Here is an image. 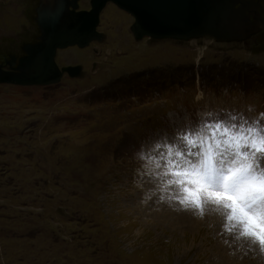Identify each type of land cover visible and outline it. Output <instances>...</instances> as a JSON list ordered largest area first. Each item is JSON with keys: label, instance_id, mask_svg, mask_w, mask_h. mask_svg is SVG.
I'll return each mask as SVG.
<instances>
[{"label": "rangeland", "instance_id": "374dc122", "mask_svg": "<svg viewBox=\"0 0 264 264\" xmlns=\"http://www.w3.org/2000/svg\"><path fill=\"white\" fill-rule=\"evenodd\" d=\"M9 1L0 0L5 70L40 35V0ZM133 22L109 2L102 40L57 52V64L81 66L80 75L0 83V264L254 263L231 252L221 260L224 225L160 202L137 172L142 151L159 156L154 170L168 151L157 141L179 143L178 132L209 114L264 121V26L251 18L244 41H185L136 39ZM220 70L226 81H214Z\"/></svg>", "mask_w": 264, "mask_h": 264}, {"label": "snow or ice", "instance_id": "6c2138e0", "mask_svg": "<svg viewBox=\"0 0 264 264\" xmlns=\"http://www.w3.org/2000/svg\"><path fill=\"white\" fill-rule=\"evenodd\" d=\"M237 119L209 114L194 130L178 132L179 143L157 141L153 147L166 148L167 159L152 170L148 162L159 156L142 151L137 175L154 184L160 202L201 219L211 205L233 239L264 252V121Z\"/></svg>", "mask_w": 264, "mask_h": 264}, {"label": "water", "instance_id": "95a60500", "mask_svg": "<svg viewBox=\"0 0 264 264\" xmlns=\"http://www.w3.org/2000/svg\"><path fill=\"white\" fill-rule=\"evenodd\" d=\"M80 0H40L37 7L39 42L26 44L25 55L0 68V83L47 85L58 82L65 72L81 74V66L60 68L59 49L84 48L101 40L98 31L102 10L113 2L134 17L132 33L136 39L172 38L191 40L204 36L217 41H244L235 28L248 24V5L254 0H91L89 10L79 9ZM241 4V6H238ZM243 29V28H242ZM16 65V66H15Z\"/></svg>", "mask_w": 264, "mask_h": 264}, {"label": "bare ground", "instance_id": "6f19581e", "mask_svg": "<svg viewBox=\"0 0 264 264\" xmlns=\"http://www.w3.org/2000/svg\"><path fill=\"white\" fill-rule=\"evenodd\" d=\"M134 18V17H133ZM247 19L248 21H250L251 17L250 15L247 13ZM241 23L238 24V26L235 28H237L240 33L243 34V29L241 28ZM249 24H251V22H249ZM245 35V34H244ZM40 36V35H39ZM135 37V36H134ZM102 39H103V36H102ZM101 39V40H102ZM172 39V38H170ZM40 41V40H39ZM38 41V42H39ZM100 41V40H99ZM37 43V42H36ZM69 48V47H68ZM66 49V48H64ZM60 50V49H59ZM81 73H82V70H81ZM206 211H207V215H205V219L208 221V222H215L217 223V227L220 228V230L217 228V231H221V225L223 224V220L221 218L220 215H218L216 212H214L212 210V206L211 205H206ZM192 218V217H191ZM216 225V224H215ZM194 226V225H193ZM192 226V227H193ZM195 227V226H194ZM225 232V231H224ZM213 233V232H212ZM219 235V234H218ZM216 236V235H215ZM220 238H222L223 236L219 235ZM222 240H226V243H224L223 241L222 242H218L219 245L217 246L218 250H219V258L222 260L223 258H226L227 259V255H228V252L230 254V252L235 254V255H239V256H244L247 258L249 257L255 264H264V252H261L260 250V246L259 245H256L254 246L252 249H249L248 247V244L247 243H244V242H241V241H237L235 239L232 238V236H227V237H223ZM218 257V255H217ZM233 257V256H232ZM237 257V256H235ZM238 260V259H237ZM241 261V260H240ZM250 261V260H249ZM243 262V260H242ZM247 262V261H246ZM245 263V262H244ZM243 263V264H244ZM252 263V262H251ZM253 263V264H254Z\"/></svg>", "mask_w": 264, "mask_h": 264}, {"label": "flooded vegetation", "instance_id": "af4514ba", "mask_svg": "<svg viewBox=\"0 0 264 264\" xmlns=\"http://www.w3.org/2000/svg\"><path fill=\"white\" fill-rule=\"evenodd\" d=\"M80 3V2H79ZM241 6V4H238ZM247 13L250 14L251 18L257 22H260L264 26V0H254L253 5H248ZM264 28V27H263ZM39 41V40H38ZM37 41V42H38ZM36 43V42H34ZM32 44V43H28ZM24 56V55H23ZM22 57V56H20ZM20 57H16V65L18 63V59ZM57 62V61H56ZM15 65V66H16ZM59 65V64H58ZM60 67V66H59ZM61 68V67H60ZM63 68V67H62ZM12 69V68H9Z\"/></svg>", "mask_w": 264, "mask_h": 264}, {"label": "trees", "instance_id": "16d2710c", "mask_svg": "<svg viewBox=\"0 0 264 264\" xmlns=\"http://www.w3.org/2000/svg\"><path fill=\"white\" fill-rule=\"evenodd\" d=\"M220 72H221V73L215 75L216 78H214V81H216V80H223V81H226V80L228 79V78L226 79L223 70H220Z\"/></svg>", "mask_w": 264, "mask_h": 264}, {"label": "crops", "instance_id": "0c3cea01", "mask_svg": "<svg viewBox=\"0 0 264 264\" xmlns=\"http://www.w3.org/2000/svg\"><path fill=\"white\" fill-rule=\"evenodd\" d=\"M7 1V0H6ZM10 1H14V3L16 4V6H17V2H19L20 0H10ZM9 1V2H10ZM29 1V0H28ZM31 1V0H30ZM27 1H26V3H25V7H23V8H28V7H26V5H27ZM13 4V3H12ZM40 4V2L38 3V5ZM13 6V5H12ZM19 6H21L20 4H19ZM28 6V5H27ZM22 7V6H21ZM36 23H37V19H36ZM38 25V24H37ZM39 28V27H38ZM74 47V46H73Z\"/></svg>", "mask_w": 264, "mask_h": 264}]
</instances>
